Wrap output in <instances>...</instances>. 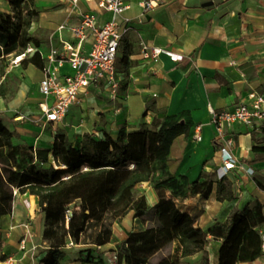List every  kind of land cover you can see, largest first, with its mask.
<instances>
[{"label":"crops","instance_id":"1","mask_svg":"<svg viewBox=\"0 0 264 264\" xmlns=\"http://www.w3.org/2000/svg\"><path fill=\"white\" fill-rule=\"evenodd\" d=\"M47 1L48 7L39 11L31 33L49 50L62 49L63 42H73L71 29L80 24L83 14L97 15L100 25L111 18L100 10L97 1H82L77 9L72 8L71 0ZM145 1L127 0L130 9L125 17L131 20L130 31L122 42L118 66L129 70L133 82L117 101L106 104L101 91L107 89L90 87L71 107L64 122L48 125L40 110L45 101L40 93L43 69L33 65L24 69L15 64L9 73L14 79L20 78L21 85L14 99L0 98V120L14 133L15 144L50 149L62 129H70V139L71 135L81 138L86 134L103 139L105 133L116 137L122 128L136 132L143 127L151 128L157 119L189 112L194 123L191 136L176 139L169 169L174 175L187 176L191 182L202 173L211 175L216 182L208 200L199 196L176 199L183 211L197 218V226L208 232L224 224L235 210H243L256 201L264 206V152L255 151L264 148V118L256 120L252 127L236 123L225 128V136L233 140L230 151L238 165L220 179L221 144L210 115V108L234 111L240 105H251V94L264 97V0H152L157 7L149 11L144 8ZM0 13H12L10 0H0ZM62 26L65 29L60 31ZM142 44L167 53L157 63L144 61ZM89 49L86 45L85 52ZM125 50L129 52L127 66L120 64ZM174 56L184 59L176 62ZM60 74H72L69 64L60 69ZM42 118L46 123L42 126L31 122ZM198 126H201L200 142L195 139ZM249 169L254 171L253 175L247 173ZM222 181L231 185L234 195L231 202L217 199L218 183ZM139 189L151 207L158 203L148 183ZM44 223L37 199L18 194L13 213L0 219V237L4 241L0 257L8 258L0 264H40L49 248L43 240ZM25 225L30 226L33 236L28 240V249L37 247L35 261L20 250V242L27 234ZM147 226L148 222L136 219L132 212L114 223L110 244L97 247L93 241H87L69 247L63 264H85L82 260L87 253L82 252L86 250L93 257L100 256L103 264H115L117 245L130 232ZM260 232L264 241V225ZM219 246V242L210 238L206 250H212L213 264H217ZM242 264H264V256Z\"/></svg>","mask_w":264,"mask_h":264},{"label":"trees","instance_id":"2","mask_svg":"<svg viewBox=\"0 0 264 264\" xmlns=\"http://www.w3.org/2000/svg\"><path fill=\"white\" fill-rule=\"evenodd\" d=\"M12 13H0V98L10 95L7 84L12 63L43 69L42 42L31 33L39 17L37 0H10ZM32 48L35 51L28 53ZM124 51L120 64L128 65ZM194 127L189 112L157 119L151 128L136 132L122 128L116 137L103 139L86 134L73 142L67 134L55 137L52 148L35 149L14 143V133L0 120V219L13 213L18 194L33 196L44 214L43 240L49 248L40 264H63L69 245L91 239L97 247L113 240L114 223L130 213L148 222L146 229L128 234L114 251L116 264H184V260L204 253L210 238L220 243L217 264H242L261 258L264 241V206L256 201L235 210L229 219L208 232L197 226V218L183 211L176 199L199 196L208 200L215 181L202 173L191 182L187 176L170 172L174 142L190 137ZM264 152V148H255ZM148 183L158 197L151 207L138 196ZM17 192V195H15ZM217 199L233 201L231 185L219 182ZM72 213L69 221L68 212ZM4 241L0 237V250ZM85 264H103L90 250ZM0 257V263L7 261Z\"/></svg>","mask_w":264,"mask_h":264},{"label":"built area","instance_id":"3","mask_svg":"<svg viewBox=\"0 0 264 264\" xmlns=\"http://www.w3.org/2000/svg\"><path fill=\"white\" fill-rule=\"evenodd\" d=\"M85 1L98 2L100 10L111 15L109 21L103 25L99 24L95 14H83L80 24L71 29L73 42H63L62 49L52 47L48 55H44L43 80L40 84V93L44 102L40 109L46 123L59 124L64 122L71 107L78 103L81 95L86 94L90 87H104L110 94V100L115 102L119 98L120 82L118 80V58L125 36L130 31L129 18L125 17L130 9L127 0H71L73 9ZM157 7L152 0H146L144 8L151 10ZM65 26L60 27V31ZM90 49L85 52V46ZM35 50L30 48L28 53ZM167 52L160 48L150 47L146 44L141 46V55L144 61L157 63L160 57ZM23 57L14 61L19 64ZM183 56H174L176 62H182ZM69 64L72 74L62 76L60 69ZM251 105H240L234 111H216L210 108L212 123L215 125L221 144L222 167L219 169L220 179L228 175L238 165L237 159L231 154L230 148L233 140L225 136L227 126L240 123L252 127L256 120L264 118V97L251 94ZM201 126L196 128L195 139L201 141ZM253 175L252 169L247 170ZM17 195V192H15ZM69 211L66 215L67 221L71 218ZM26 236L20 242V250L29 255L35 261L37 247L28 249V240L33 239L30 226L25 225ZM71 243L69 247H74ZM262 255L264 256V246ZM116 264V257H114ZM34 264V263H33Z\"/></svg>","mask_w":264,"mask_h":264},{"label":"rangeland","instance_id":"4","mask_svg":"<svg viewBox=\"0 0 264 264\" xmlns=\"http://www.w3.org/2000/svg\"><path fill=\"white\" fill-rule=\"evenodd\" d=\"M48 3L49 2L47 0H38L37 7L39 8L40 11H43V10H45L48 7L47 6ZM49 49L50 48L47 45H42V47H41V50L44 53V55H48L49 54V52H50ZM14 65L15 64L13 62L12 66H14ZM118 69H119V74L118 75H119V80H120V91H119V97H120L122 95L121 94L122 91L123 90H127L128 89V85L132 84L133 81H132V79L130 77V72H129L128 69L123 68V67H119V66H118ZM7 84L9 86V88H10V91H11L8 100L9 99H14L16 97V94L18 93L19 87L21 85V79L20 78H15L14 79L12 76H9ZM101 92H102L101 96L103 98L102 101H105L106 104H108V101L110 102V94H109V92L105 91V90H102ZM20 120H22V119H20ZM31 122L35 126H42L45 123V121H43V118L42 119H38V120L34 119ZM48 125H50V124H48ZM48 125H47V127H48ZM59 131L61 133H65L67 135L70 134V129H68V130L67 129L63 130L62 129V130H59ZM78 137L80 138V136H78ZM78 137L71 135V139H72L73 142H77V140L79 139ZM242 143H244V140H243ZM137 194H138V196H140V189L138 190ZM87 241L91 242V239L87 238L86 242ZM212 255H213L212 250H206L204 253L198 255L197 258H193V259L191 258V259H189L187 261H184V264H213L214 263V259H213ZM38 259L39 258H37V260ZM113 261L115 262V260H113ZM17 264H19V263L17 262Z\"/></svg>","mask_w":264,"mask_h":264}]
</instances>
